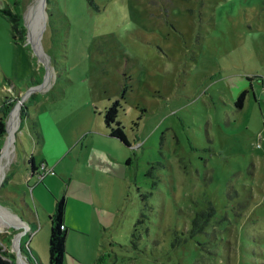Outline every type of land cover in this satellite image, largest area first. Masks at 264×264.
Wrapping results in <instances>:
<instances>
[{
    "label": "rangeland",
    "instance_id": "rangeland-1",
    "mask_svg": "<svg viewBox=\"0 0 264 264\" xmlns=\"http://www.w3.org/2000/svg\"><path fill=\"white\" fill-rule=\"evenodd\" d=\"M36 1L18 0L21 42L0 13V245L12 264L20 238L48 264L45 208L61 194L78 221L62 264H264V0H43L32 15ZM115 99L129 145L104 126ZM80 183L96 198L80 201Z\"/></svg>",
    "mask_w": 264,
    "mask_h": 264
},
{
    "label": "trees",
    "instance_id": "trees-1",
    "mask_svg": "<svg viewBox=\"0 0 264 264\" xmlns=\"http://www.w3.org/2000/svg\"><path fill=\"white\" fill-rule=\"evenodd\" d=\"M17 4L18 0H13L11 3L7 4V6L0 8V13L7 19L9 23V30L13 40L15 42L18 40L21 42L24 38L25 28L23 27L22 23V13L17 9ZM246 92V90H243L239 93L235 101L236 106L241 107L242 100ZM120 105V100L115 99L111 101L109 105L104 107L103 122L108 135L119 139L126 145H129V141L123 130V125L117 119V111ZM4 133V120L0 117V139L4 135ZM27 162L30 164V172L35 174L38 166H36V164L34 163L32 155L28 157ZM65 203L66 199L64 194H61L59 197H54V211L48 215V264L63 263L65 253L64 242L66 237V225L64 224ZM213 211L214 208L209 202L208 208L202 209L201 211L195 213V215L191 219L192 231H202L204 226L208 222V217L212 214ZM137 220L142 221V215H140ZM29 226L31 227V225ZM134 231L132 232V235H134ZM19 249L26 256L29 264H40L35 254L29 251V247L23 246L21 241L19 242ZM13 256V252L4 249L0 245V264H11Z\"/></svg>",
    "mask_w": 264,
    "mask_h": 264
},
{
    "label": "crops",
    "instance_id": "crops-1",
    "mask_svg": "<svg viewBox=\"0 0 264 264\" xmlns=\"http://www.w3.org/2000/svg\"><path fill=\"white\" fill-rule=\"evenodd\" d=\"M1 2H3V0H0ZM95 158H101V156L100 155H97V154H95V156H94V158H93V160L94 161H92V164H94V165H96L97 164V161L95 160ZM103 158V157H102ZM34 159V158H33ZM106 160V159H105ZM40 162H44L42 159L40 160ZM88 162H90V159H88ZM34 163H35V161H34ZM101 163V162H100ZM36 164V163H35ZM36 166H37V164H36ZM32 174H34V173H31L30 172V176H32ZM36 174V173H35ZM37 175V174H36ZM37 177L40 179L41 178V176H39V175H37ZM37 184H38V182H35L34 183V185H33V187H31V192L33 193V191L36 189V186H37ZM86 189H88V188H85V186H84V183H80V186L79 187H74V190H73V194L75 195V196H78L80 199H82V200H80V201H83V200H87V199H95L96 198V196H95V194L91 191V193H90V195H89V191L87 192V190ZM84 190V191H83ZM83 191V192H82ZM54 197H57V196H54ZM34 200H36L37 202H39L40 203V199L38 198V197H35V199ZM41 204V203H40ZM67 204L65 203V206H66ZM54 206V205H53ZM65 209H66V207H65ZM45 212L49 215V214H51V211L50 210H47V208H45ZM53 210H54V207H53ZM14 216V217H13ZM9 218H8V220L10 219L11 220V217H12V219L14 220V221H17L16 223L14 222V221H12L15 225H22L24 222H22L16 215H14V214H12V213H10V215L8 216ZM47 219H48V217H47ZM18 221H20V222H22V224H20ZM24 224H26V223H24ZM64 224L66 225V237H65V239L70 235V231H76L75 229L77 228V224H78V221H76V219L74 218V217H71V216H69L68 215V213H67V210H65V212H64ZM8 225V221H6V222H4V223H2V225L1 226H7ZM30 225H31V227L30 226H27V227H29V228H31V229H29V230H32L34 227H36L37 226V224H36V222L33 220L31 223H30ZM73 226H75V227H73ZM48 231H47V234L49 235V222H48ZM18 233H21V232H18ZM17 233V234H18ZM79 233V232H78ZM80 234H82L81 232H80ZM16 235V234H15ZM21 241V238H20V240H19V242ZM19 242H18V244H19ZM26 243H27V241H26ZM19 245H17V250H16V258H17V264H21L20 263V261H19V257L20 256H23L24 257V255L22 254V252L20 251L19 253H18V251L20 250L19 249V247H18ZM29 251L30 252H33V250L32 249H30V247H29ZM34 253V252H33ZM14 254V253H13ZM12 261H13V259H12ZM11 261V264L13 263Z\"/></svg>",
    "mask_w": 264,
    "mask_h": 264
},
{
    "label": "bare ground",
    "instance_id": "bare-ground-1",
    "mask_svg": "<svg viewBox=\"0 0 264 264\" xmlns=\"http://www.w3.org/2000/svg\"><path fill=\"white\" fill-rule=\"evenodd\" d=\"M43 0H37L35 2V4L32 5L31 7V14L33 15V13L37 12L39 14H41L42 12V8H43ZM35 21V19L33 20V22ZM33 24V23H32ZM36 24V23H35ZM32 34V33H31ZM33 34H34V31H33ZM36 34V33H35ZM37 35V34H36ZM35 36L33 35L32 36V40H34ZM37 44V43H36ZM18 112H19V106L15 107L14 109V113H13V117L11 118L9 124H8V135H7V142H6V150H8L10 144H11V140L13 138V133H14V130L16 128V125H17V120H18ZM19 121V120H18ZM14 217V216H13ZM14 221V220H13ZM17 222V221H16ZM20 224H22V222L18 221ZM18 240H16L17 242ZM17 244V243H16Z\"/></svg>",
    "mask_w": 264,
    "mask_h": 264
},
{
    "label": "built area",
    "instance_id": "built-area-1",
    "mask_svg": "<svg viewBox=\"0 0 264 264\" xmlns=\"http://www.w3.org/2000/svg\"><path fill=\"white\" fill-rule=\"evenodd\" d=\"M262 83H264V79H262ZM46 171V168H45V164L44 162H41L40 163V167L37 168V170L35 171V173L39 176H41V172H45ZM62 227V226H61Z\"/></svg>",
    "mask_w": 264,
    "mask_h": 264
},
{
    "label": "water",
    "instance_id": "water-1",
    "mask_svg": "<svg viewBox=\"0 0 264 264\" xmlns=\"http://www.w3.org/2000/svg\"><path fill=\"white\" fill-rule=\"evenodd\" d=\"M17 250V249H16ZM20 251H18V253H19Z\"/></svg>",
    "mask_w": 264,
    "mask_h": 264
}]
</instances>
